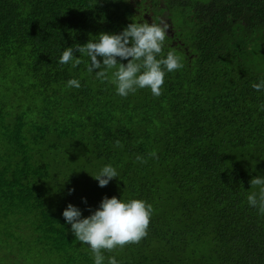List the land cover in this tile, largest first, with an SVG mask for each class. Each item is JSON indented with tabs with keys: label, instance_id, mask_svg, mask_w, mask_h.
Returning a JSON list of instances; mask_svg holds the SVG:
<instances>
[{
	"label": "trees",
	"instance_id": "trees-1",
	"mask_svg": "<svg viewBox=\"0 0 264 264\" xmlns=\"http://www.w3.org/2000/svg\"><path fill=\"white\" fill-rule=\"evenodd\" d=\"M165 15L178 35L164 54L184 67L159 97L122 98L86 63H59L66 47ZM262 79L264 0H0V226L31 235L5 232L0 246L34 264H94L62 212L87 217L116 196L154 210L146 238L104 253L119 264H264V215L247 202L264 177ZM106 164L119 175L99 187Z\"/></svg>",
	"mask_w": 264,
	"mask_h": 264
},
{
	"label": "clouds",
	"instance_id": "clouds-1",
	"mask_svg": "<svg viewBox=\"0 0 264 264\" xmlns=\"http://www.w3.org/2000/svg\"><path fill=\"white\" fill-rule=\"evenodd\" d=\"M168 28L169 24L164 20L159 23L131 22L118 34L102 32L97 35L96 40L64 48L59 63L71 64L72 68L86 63L87 73H94L97 80L114 85L116 93L122 98L144 88L150 89L154 97H159L166 72L184 67L181 57L174 49L164 54L167 30L172 31ZM75 53L80 56L77 57ZM82 57H86L87 61ZM124 60L127 61L126 64L120 62ZM67 86L79 89L80 80L69 79ZM252 87L256 91L264 90V79L254 83ZM260 110H264V105L260 106ZM114 146L122 148L123 144L116 140ZM148 155L157 158L155 151ZM136 160L141 164L147 163L139 155ZM118 175L115 167L106 164L91 177L98 182L99 187H105ZM249 184L252 190L247 195V202L249 206L258 209L259 214L264 215V177L255 176ZM73 191L74 189H69L68 193ZM88 211L91 214L83 217L81 210L69 203L62 215L65 222L71 225L76 240L90 248L94 264H105V261L106 264H119L115 256L106 257L104 253L113 252L117 248L122 250L129 244H139L146 238L154 210L144 200L124 201L116 196H105L95 210L89 208Z\"/></svg>",
	"mask_w": 264,
	"mask_h": 264
},
{
	"label": "rangeland",
	"instance_id": "rangeland-1",
	"mask_svg": "<svg viewBox=\"0 0 264 264\" xmlns=\"http://www.w3.org/2000/svg\"><path fill=\"white\" fill-rule=\"evenodd\" d=\"M155 0H153L154 2ZM161 20H164L169 24V30L172 29L173 36L178 35V32L175 27V22L172 23L169 21V18L167 15L164 17H161ZM172 25V26H171ZM5 232L11 234V238L16 235L19 236L21 239L30 240L31 235L30 233L24 228L23 224H17L16 226H10L8 228H4L3 225L0 226V238H6ZM12 253L9 254V250L3 249L0 246V264H34V257L32 255H24L19 253V251L16 249V247H13ZM10 257H12L13 262L10 261ZM16 260V261H15ZM15 261V262H14ZM46 260L43 259L42 264H46Z\"/></svg>",
	"mask_w": 264,
	"mask_h": 264
},
{
	"label": "flooded vegetation",
	"instance_id": "flooded-vegetation-1",
	"mask_svg": "<svg viewBox=\"0 0 264 264\" xmlns=\"http://www.w3.org/2000/svg\"><path fill=\"white\" fill-rule=\"evenodd\" d=\"M170 27V26H169ZM168 31V30H167ZM171 33V32H170ZM171 35H173V34H171Z\"/></svg>",
	"mask_w": 264,
	"mask_h": 264
}]
</instances>
